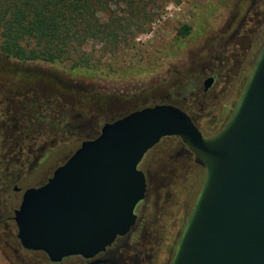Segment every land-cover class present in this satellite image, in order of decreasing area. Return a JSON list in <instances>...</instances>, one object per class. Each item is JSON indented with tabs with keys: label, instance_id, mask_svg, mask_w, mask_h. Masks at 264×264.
<instances>
[{
	"label": "rangeland",
	"instance_id": "1",
	"mask_svg": "<svg viewBox=\"0 0 264 264\" xmlns=\"http://www.w3.org/2000/svg\"><path fill=\"white\" fill-rule=\"evenodd\" d=\"M251 5L252 0H115L98 17L105 23L121 20L117 40H89L73 58L54 65L24 64L0 52V222H6L0 223V264H13L19 248L11 218L23 193L46 183L84 138L100 134L107 121L146 100L162 98L160 90L173 86L180 73H190L199 55L226 41L230 27L235 28L233 21L245 18ZM261 21L259 52L264 46ZM186 26L191 30L183 35L180 30ZM80 60L83 66L72 69ZM82 125L87 127L84 131ZM178 142L166 139L139 168L144 171L149 163L155 178L151 167L156 153ZM183 174L170 191L171 207L161 211L160 218L152 181L150 199L143 205L149 206L146 220L158 241L164 238L162 244L151 245L157 264L171 263L204 182L205 171L196 166L185 168Z\"/></svg>",
	"mask_w": 264,
	"mask_h": 264
},
{
	"label": "water",
	"instance_id": "2",
	"mask_svg": "<svg viewBox=\"0 0 264 264\" xmlns=\"http://www.w3.org/2000/svg\"><path fill=\"white\" fill-rule=\"evenodd\" d=\"M178 137L205 170L170 264H264V46L226 125L205 137L181 109L159 105L107 122L14 212L21 245L52 261L93 258L137 222L139 165ZM18 187L15 191H19Z\"/></svg>",
	"mask_w": 264,
	"mask_h": 264
},
{
	"label": "flooded vegetation",
	"instance_id": "3",
	"mask_svg": "<svg viewBox=\"0 0 264 264\" xmlns=\"http://www.w3.org/2000/svg\"><path fill=\"white\" fill-rule=\"evenodd\" d=\"M259 5L262 6L260 11L258 10ZM251 6V11L245 18L238 23L236 20L233 21L232 27L235 28L233 30L230 27L226 41L209 49L205 56L199 55L193 62L190 73L188 71L180 73L179 79L173 86L160 90L162 98L152 102L146 100L143 104L119 113L113 121L144 108L168 105L184 111L205 137H211L218 133L226 124L219 130L217 126L225 121L228 122L231 118L261 53L258 46V34L261 20H264V0H252ZM252 12L253 14H251ZM255 15L260 16L261 19L258 21L254 17ZM91 126L93 127V123ZM86 128V125L80 127L81 131ZM98 135L99 132L94 136H86L82 143L86 140H93ZM166 139H177L179 142L176 146L164 145L156 153L158 155L155 156V159L153 158L154 165L151 167L155 178H152L149 163L146 170H142L147 179V194L145 200L136 209L137 222L126 236L117 238L104 252L93 258L70 256L59 262L52 261L43 251L25 249L18 239L19 248L14 251L13 264H157L154 263L156 257L152 252L151 245L153 242L162 244L164 238L158 241L156 232L152 231V226L146 220L149 206H143L150 199L151 181L156 185L153 204L157 210H160L157 216L160 218L161 211L165 212L166 207L172 205L168 197L170 191L176 188L185 177L183 170L191 165L203 169L195 162L194 154L180 138H164L157 146L165 142ZM160 203L162 205L159 207ZM13 218L11 219L14 221ZM172 222L171 227L173 226Z\"/></svg>",
	"mask_w": 264,
	"mask_h": 264
},
{
	"label": "trees",
	"instance_id": "4",
	"mask_svg": "<svg viewBox=\"0 0 264 264\" xmlns=\"http://www.w3.org/2000/svg\"><path fill=\"white\" fill-rule=\"evenodd\" d=\"M114 1L0 0V52L24 64L54 65L73 58L89 40H117L121 20L105 23L98 17ZM190 30L186 26L180 33ZM82 66L80 60L71 68Z\"/></svg>",
	"mask_w": 264,
	"mask_h": 264
}]
</instances>
